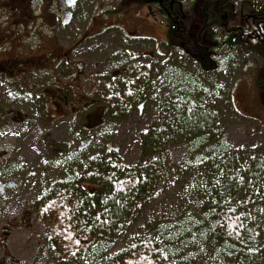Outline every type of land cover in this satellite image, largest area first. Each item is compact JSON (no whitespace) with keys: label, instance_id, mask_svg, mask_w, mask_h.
Listing matches in <instances>:
<instances>
[{"label":"trees","instance_id":"trees-1","mask_svg":"<svg viewBox=\"0 0 264 264\" xmlns=\"http://www.w3.org/2000/svg\"><path fill=\"white\" fill-rule=\"evenodd\" d=\"M158 2L162 13L171 20L170 32L175 42L190 51L188 46L195 40L188 34L181 4ZM197 6L204 14V27L222 23L244 49L264 57L263 3L246 0L237 13L231 0H199ZM193 55L203 71L215 70L216 64L206 48ZM162 71L163 64L159 63L123 71V79L121 76L113 85H108L106 78L95 81L100 104L113 118L125 117L137 101L148 99ZM258 84L264 89V66ZM226 89L222 90L223 101L226 95L228 107L241 115L235 104L234 84ZM206 92L209 95V88ZM181 100L178 104L174 97L168 98L160 119L141 134L139 163L125 164L114 153L95 154L86 175L51 185L36 198L34 211L47 230L57 262L189 264L191 254L184 249L191 239L208 242L212 252L225 256L227 264H264V235L255 234L251 227L254 212L264 208V156L256 152L248 161L247 156L241 157L239 150L230 146L225 128L220 122L217 126L222 117L217 111L197 104L198 99ZM177 138L191 141L186 154L192 172L187 182L191 202L178 209L180 214L175 218L151 221L150 234L114 250L112 238L159 184L161 166L156 153L170 139ZM193 216L199 225L193 226Z\"/></svg>","mask_w":264,"mask_h":264},{"label":"rangeland","instance_id":"rangeland-1","mask_svg":"<svg viewBox=\"0 0 264 264\" xmlns=\"http://www.w3.org/2000/svg\"><path fill=\"white\" fill-rule=\"evenodd\" d=\"M169 1L180 3L182 14H186L184 21L188 25V34L195 40L193 45L188 46L191 52L175 42L170 32L171 20L162 14L158 0H78L75 19L60 31L59 37L67 46L79 33V81L84 94L90 97L96 95L95 81L106 78L108 85H113L110 74L116 70L122 79V71L139 66L162 63L163 71L148 99L137 101V106L125 117L113 118L107 112L97 114L95 122H92L94 130H90L92 128L84 129L82 123L86 124V115L92 110H79V132L72 128L74 122L68 118L67 139L76 142L77 146H68L66 156L59 158L54 151L51 153L52 144L48 135L36 138L34 180L20 184L26 196L17 198V210L13 208L15 202H10L8 211L0 220L11 230L12 235L6 238L9 255L25 259V264H60L51 253L47 230L31 205L51 185L86 175L95 154L114 153L125 164L139 163L141 134L160 119L163 106L170 97H174L178 104L185 97L198 99L197 104L217 111L223 123L219 120L217 126L220 122L230 146L238 149L241 157L247 156V161L256 152L264 156V89L258 84L264 57L253 50L244 49L238 38L222 23L204 27V14L197 6L199 0ZM244 1L231 0L235 13L241 10ZM258 1L264 4V0ZM86 35L87 40L81 42ZM202 47L212 55L215 70L203 71L194 57L193 54ZM190 78L195 81H190ZM231 83L234 84L235 104L242 115L228 107L226 95L225 100L222 99V90ZM208 88L209 95L206 92ZM89 138L93 141L80 148ZM190 145L191 141L187 139H170L162 151L156 153L161 166L159 184L150 199L136 209L132 218L112 238L114 250L150 234L151 221L175 218L180 214L178 209H184L191 202L187 186L191 165L190 161H186ZM26 211L32 214L28 220L29 228L22 226L21 216H26ZM252 217L251 227L255 234L264 235V208L256 210ZM193 219V226L199 225L194 216ZM12 222L18 226L13 228L10 225ZM187 244L184 251L191 254L189 264H227L225 256L212 252L205 240L190 239Z\"/></svg>","mask_w":264,"mask_h":264},{"label":"flooded vegetation","instance_id":"flooded-vegetation-1","mask_svg":"<svg viewBox=\"0 0 264 264\" xmlns=\"http://www.w3.org/2000/svg\"><path fill=\"white\" fill-rule=\"evenodd\" d=\"M77 4L0 0V220L10 202H15L17 210V198L26 196L20 184L34 180L36 138L48 135L51 153L61 158L67 155L68 146H77L67 139L68 118L79 132V110L91 109L82 126L94 130L95 117L105 112L98 89L94 88L96 95L91 97L81 91L79 33L67 46L59 37L75 19ZM81 40H87V35ZM119 73L113 71L110 81L118 80ZM24 214L22 226L29 228L32 214ZM8 229L0 223V264H25V259L7 253L6 238L12 235Z\"/></svg>","mask_w":264,"mask_h":264},{"label":"water","instance_id":"water-1","mask_svg":"<svg viewBox=\"0 0 264 264\" xmlns=\"http://www.w3.org/2000/svg\"><path fill=\"white\" fill-rule=\"evenodd\" d=\"M76 1H77V0H68V6L73 7ZM89 143H90V140L85 141V142L82 144V147H85V146L88 145Z\"/></svg>","mask_w":264,"mask_h":264}]
</instances>
